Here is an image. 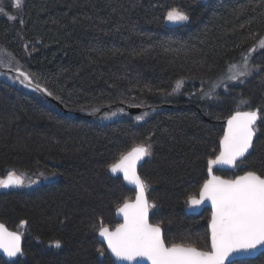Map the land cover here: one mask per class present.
I'll use <instances>...</instances> for the list:
<instances>
[{
	"label": "trees",
	"instance_id": "16d2710c",
	"mask_svg": "<svg viewBox=\"0 0 264 264\" xmlns=\"http://www.w3.org/2000/svg\"><path fill=\"white\" fill-rule=\"evenodd\" d=\"M171 9L188 20H166ZM21 13L28 57L1 17L0 48L62 107L0 77V180L12 172L23 181L0 187V222L22 238V257L0 255V264H115L97 232L120 223L115 211L135 193L108 169L138 144L150 151L139 168L150 223L167 246L208 250L210 210L185 206L219 152L222 121L262 107L264 48L251 57L259 71L211 102L174 98V89L216 80L253 48L264 36V0H24ZM124 105L151 108L131 115ZM106 107L125 113L99 122ZM255 128L250 153L214 174L264 176L262 115ZM230 264H264V253Z\"/></svg>",
	"mask_w": 264,
	"mask_h": 264
},
{
	"label": "snow or ice",
	"instance_id": "6c2138e0",
	"mask_svg": "<svg viewBox=\"0 0 264 264\" xmlns=\"http://www.w3.org/2000/svg\"><path fill=\"white\" fill-rule=\"evenodd\" d=\"M14 3L16 7H20L23 0H14ZM9 19L15 17L10 16ZM165 19L170 22L186 21L188 16L183 11L171 9ZM259 46L264 48V40L259 42ZM247 62L246 56L244 64L247 65ZM245 74L244 71H239L229 79L236 80ZM177 87H180V82H177ZM260 118L258 111H237L228 119L220 140L219 154L215 159L208 160L210 178L201 187L199 199L189 197L191 205H200L205 200L211 202L210 250L202 251L192 245L175 243L166 246L160 227L149 223V208L153 205L146 199V184L137 173L138 162L150 154L149 146L144 144L135 145L129 151L121 153L109 165L113 174L122 173L125 181L135 185L136 198L134 202L125 200L117 209L118 213L123 214L124 222L114 231L103 226L99 229V236L107 243V249L123 261L140 258L150 264H225L226 258L233 253L250 252L264 247V176L249 171L235 179L226 180L212 174L214 165L234 167L245 156L253 145L255 125ZM22 182L20 177L9 172L7 179L0 180V187L7 188ZM56 246H59V242H56ZM0 249L8 257L21 253L20 236L9 232L2 224Z\"/></svg>",
	"mask_w": 264,
	"mask_h": 264
},
{
	"label": "rangeland",
	"instance_id": "374dc122",
	"mask_svg": "<svg viewBox=\"0 0 264 264\" xmlns=\"http://www.w3.org/2000/svg\"><path fill=\"white\" fill-rule=\"evenodd\" d=\"M24 1V0H23ZM23 5V3H22ZM22 5L20 7H16L14 0H0V17L5 18L11 25L12 30L14 31L18 42L23 48V57H28L30 50L29 45L25 42L22 34L19 31V26L21 24V9ZM15 17V19H9V17ZM261 40H264V36L258 40V42L251 48L247 53H245L238 61L233 63L232 65H236V68L229 67L226 72L217 78L214 81H211L207 84L200 85L196 90L192 92H181V87H177L176 84V92H174V98H184L189 101L193 102H211L214 97L221 91H226L228 86L235 85L238 83H241L248 78H250L253 74L257 73L259 71V68L255 67L251 63V57L254 53L257 51L263 49L259 46V42ZM252 49H255V51H251ZM248 57L247 65L244 64V57ZM3 68L8 69H20L19 64L15 62L12 57L5 52L3 49L0 48V77L9 82V83H16L15 77L12 75V73L3 71ZM239 71H244L246 74L243 76H239L236 80L229 79L230 76L236 75ZM264 81V75L261 79V83ZM180 82L181 85V81ZM183 84V83H182ZM260 115L264 117V101L262 107L259 109ZM125 113L124 110L115 108L114 110H108L100 113L97 118L99 122L105 123L109 121H113L118 119L121 115ZM29 180H25V183H29Z\"/></svg>",
	"mask_w": 264,
	"mask_h": 264
},
{
	"label": "water",
	"instance_id": "95a60500",
	"mask_svg": "<svg viewBox=\"0 0 264 264\" xmlns=\"http://www.w3.org/2000/svg\"><path fill=\"white\" fill-rule=\"evenodd\" d=\"M3 71H7V72H10L12 73V75L15 77L17 83L19 84V86L28 91V92H31V93H36V94H39L41 95L42 97H44L46 100L54 103L55 105L59 106V107H62L59 102L56 101V99H54L50 93L41 85L35 83L32 78L28 75L27 72H25L24 70L22 69H15V70H12V69H8V68H3L2 69ZM25 76H27L28 78L25 79ZM169 106V105H167ZM123 108L131 115H134V114H140L142 113L145 109H150L151 107H146V108H143V107H140V106H126L124 105ZM110 108L109 107H106L105 110H109ZM240 112H247V111H258L259 110L257 108L255 109H252V110H238ZM237 111L233 112L229 117H227L226 119H224L222 122H223V125H224V130L225 128L227 127V121L228 119L233 116ZM63 113L66 114V115H69L70 114V111L66 110V109H63ZM92 115H88V117H91ZM259 120V119H258ZM257 120V121H258ZM257 123V122H256ZM224 130H223V135H224ZM222 135V137H223ZM221 137V138H222ZM254 138H255V135L253 137V141H254ZM221 140V139H220ZM252 148V147H251ZM251 148L249 149V151L245 154L244 157L240 158L239 161H241L242 159H244L251 151ZM219 150H220V141H219ZM219 154V152H218ZM217 154V155H218ZM216 155V156H217ZM146 156L138 162L137 164V173L139 175V168L141 167V165L143 164L144 160H145ZM215 159V158H213ZM238 161V162H239ZM237 162V163H238ZM236 166L234 167H230L228 165H214L213 166V170H212V174L213 175H216V176H219L217 174H214V170L215 169H218V170H225V171H231V170H234ZM108 172L111 176L113 177H117L119 176L124 185H126L127 187H129L130 189H132L134 191V198L131 199V200H128V202H134L135 201V198H136V189H135V185L134 184H130L128 183L127 181H125L123 179V174L122 173H116V174H113L109 169H108ZM246 173V172H245ZM245 173H242L240 175H237V176H242L244 175ZM206 175H207V179L208 180L210 177H209V172H208V162H207V171H206ZM140 176V175H139ZM237 176H235L234 178L232 179H235ZM222 179H226L228 180L229 178H224L222 176H220ZM142 179V178H141ZM205 180V181H206ZM204 181V182H205ZM204 184V183H203ZM202 184V186H203ZM201 186V187H202ZM201 189V188H200ZM199 193H200V190L198 192V195L197 196H194L195 198L199 199ZM145 196H146V199L148 200L147 198V193L145 192ZM189 200V199H188ZM187 200V203H186V206H185V212L187 214H192V215H199L202 210L204 208H208L210 210V219H209V222H208V232H209V249H211V231H210V228H209V224H210V221H211V215H212V206H211V202L208 201V200H205L204 202H202L200 205H191ZM149 202V201H148ZM149 204H151L149 202ZM123 204H121L120 206H122ZM152 205V204H151ZM119 206V207H120ZM118 207V208H119ZM117 208V209H118ZM115 211V215H116V218L120 221V224H122L124 222V219H123V214L122 213H118V211ZM150 209L151 207L149 208V213H148V220H149V223H150ZM0 224L4 225V227L9 231V232H15L17 233L19 236H20V247H21V253H18L17 256L15 257H8L6 254H4L3 250L0 249V255L6 260V261H14L20 257H22V238H21V234L18 232V231H15V230H11L9 229L5 224H3L2 222H0ZM152 224V223H150ZM24 225V223H23ZM117 225V226H118ZM155 225V224H153ZM116 226V227H117ZM114 227L113 229H109L110 231H114L115 228ZM160 227V226H159ZM161 229V227H160ZM161 236H162V239H163V232H162V229H161ZM97 238L98 240L104 245L105 247V250L108 254V256L114 261L115 264H150V262L146 261V260H142L140 258H137L136 260H133V261H123V260H119L117 259L112 253L110 250L107 249V243L103 240L102 237L99 236V230L97 232ZM167 246V245H166ZM208 250H202V251H208ZM261 253H264V247H258L257 249L253 250V251H250V252H240V253H233L231 254L228 258H226L225 260V264H230L232 263L233 261H236V260H241V259H251V258H254L256 256H258L259 254Z\"/></svg>",
	"mask_w": 264,
	"mask_h": 264
}]
</instances>
